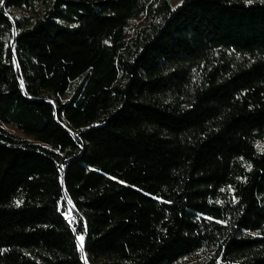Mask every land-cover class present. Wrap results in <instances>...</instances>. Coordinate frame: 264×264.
Segmentation results:
<instances>
[{
  "label": "trees",
  "instance_id": "obj_1",
  "mask_svg": "<svg viewBox=\"0 0 264 264\" xmlns=\"http://www.w3.org/2000/svg\"><path fill=\"white\" fill-rule=\"evenodd\" d=\"M0 122V264H264V0H0Z\"/></svg>",
  "mask_w": 264,
  "mask_h": 264
},
{
  "label": "rangeland",
  "instance_id": "obj_2",
  "mask_svg": "<svg viewBox=\"0 0 264 264\" xmlns=\"http://www.w3.org/2000/svg\"><path fill=\"white\" fill-rule=\"evenodd\" d=\"M179 0H173V4L178 3ZM14 13L16 14V16H28L29 15V11L26 10H16L13 9ZM0 126H2L4 129L13 132L14 134L21 136V137H25L19 130H17L15 127L4 124L2 122H0Z\"/></svg>",
  "mask_w": 264,
  "mask_h": 264
},
{
  "label": "snow or ice",
  "instance_id": "obj_3",
  "mask_svg": "<svg viewBox=\"0 0 264 264\" xmlns=\"http://www.w3.org/2000/svg\"><path fill=\"white\" fill-rule=\"evenodd\" d=\"M79 240H80V248L83 249V245H84V237H83V236H80V237H79Z\"/></svg>",
  "mask_w": 264,
  "mask_h": 264
}]
</instances>
